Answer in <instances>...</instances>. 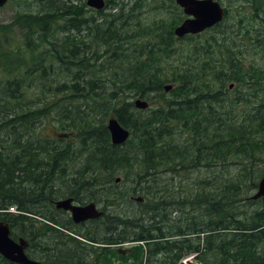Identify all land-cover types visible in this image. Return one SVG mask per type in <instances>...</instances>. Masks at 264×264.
Wrapping results in <instances>:
<instances>
[{"label": "trees", "instance_id": "obj_1", "mask_svg": "<svg viewBox=\"0 0 264 264\" xmlns=\"http://www.w3.org/2000/svg\"><path fill=\"white\" fill-rule=\"evenodd\" d=\"M148 1L26 0L0 25V222L47 264H264V0L181 39L175 0H153L150 22ZM63 198L104 214L63 220Z\"/></svg>", "mask_w": 264, "mask_h": 264}, {"label": "water", "instance_id": "obj_2", "mask_svg": "<svg viewBox=\"0 0 264 264\" xmlns=\"http://www.w3.org/2000/svg\"><path fill=\"white\" fill-rule=\"evenodd\" d=\"M9 0H0V8H3ZM176 5L183 10L185 20L178 25L174 34L177 38H185L189 35H199L214 28L224 21L226 10L218 0H175ZM86 5L96 11L105 10L106 0H87ZM233 88V85L230 86ZM173 89L172 85H167L165 91ZM134 105L139 110H147L150 103L142 98L134 101ZM108 130L111 141L114 145H123L130 138V131L123 127L121 123L111 116L108 120ZM120 182V178L117 179ZM264 198V175L259 181L258 189L252 196L253 200ZM137 202H143V198H136ZM56 209L69 212L75 224H81L90 220H96L103 216L99 206L91 202L86 205H79L72 198L62 199L55 202ZM30 242L25 238L15 240L11 237V227L8 223L0 222V255L7 261L14 264H47L29 258L26 249ZM129 250H119V253L126 255ZM194 257L187 258L184 264H199Z\"/></svg>", "mask_w": 264, "mask_h": 264}, {"label": "rangeland", "instance_id": "obj_3", "mask_svg": "<svg viewBox=\"0 0 264 264\" xmlns=\"http://www.w3.org/2000/svg\"><path fill=\"white\" fill-rule=\"evenodd\" d=\"M24 1H26V0H10L3 8H0V25H9L13 21L14 15L16 12L27 10V6H26ZM84 1H87V0H84ZM113 1L117 2L119 5L117 6V9L113 10L112 12L118 13V12H120V10L124 4L127 5L126 9H130L133 6L134 2L137 0H113ZM222 2H223L224 7L228 8L230 10L231 16H237V13L235 10V4H236L235 0H222ZM147 4H149L150 6H147L142 11V17L144 18V20H147V22H150V20L154 16H159V13L160 14H162V13L159 10L153 11L152 8H154V6L157 5V3L154 2L153 0H151L150 2L148 1ZM106 12H110V10H106ZM233 21H234V18L230 19L227 24L230 25ZM7 37L10 40H14L13 45H18V44L22 43V34L17 27L14 30H12L7 35ZM49 119L46 121V123L49 124L50 126H52L54 123H56L53 120H49ZM107 126H108V124H107ZM47 131L54 134V130L52 127L51 128L49 127V129H47ZM71 135L68 136L67 138L70 137L73 140V137ZM99 206L102 209L101 204ZM13 212H16V210L13 209ZM68 217H69V215H67V214H61V218L63 220H66ZM122 249H130V247L129 246H123ZM127 254H128V252H127ZM130 263L131 262H129L128 264H130Z\"/></svg>", "mask_w": 264, "mask_h": 264}, {"label": "flooded vegetation", "instance_id": "obj_4", "mask_svg": "<svg viewBox=\"0 0 264 264\" xmlns=\"http://www.w3.org/2000/svg\"><path fill=\"white\" fill-rule=\"evenodd\" d=\"M63 199H65V198H63ZM73 200H74V198H72ZM74 202L76 203V204H79V205H86V204H81V203H79V202H76L75 200H74ZM54 204H55V202H54ZM87 204H89V203H87ZM55 206V205H54ZM100 207V206H99ZM100 209H101V207H100ZM58 210V209H57ZM59 211H61V210H59ZM101 211H102V209H101ZM64 212V214H67V215H69V217L71 218V214L69 213V212H65V211H63ZM103 212V211H102ZM104 213V212H103ZM100 219V218H99ZM99 219H96V220H99ZM96 220H90V221H87V222H84V223H81V224H78V225H82V226H88L87 224H89V223H93V222H95ZM84 230V229H83ZM66 233H68L67 231H66ZM69 234V233H68ZM42 238H41V242H42Z\"/></svg>", "mask_w": 264, "mask_h": 264}]
</instances>
